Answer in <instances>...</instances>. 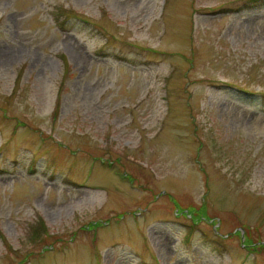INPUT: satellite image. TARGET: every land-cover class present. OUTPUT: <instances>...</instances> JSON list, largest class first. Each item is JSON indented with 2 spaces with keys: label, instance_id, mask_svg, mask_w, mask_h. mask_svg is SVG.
<instances>
[{
  "label": "rangeland",
  "instance_id": "rangeland-1",
  "mask_svg": "<svg viewBox=\"0 0 264 264\" xmlns=\"http://www.w3.org/2000/svg\"><path fill=\"white\" fill-rule=\"evenodd\" d=\"M2 52L0 264H264V0H0Z\"/></svg>",
  "mask_w": 264,
  "mask_h": 264
},
{
  "label": "trees",
  "instance_id": "trees-1",
  "mask_svg": "<svg viewBox=\"0 0 264 264\" xmlns=\"http://www.w3.org/2000/svg\"><path fill=\"white\" fill-rule=\"evenodd\" d=\"M38 225H40V223ZM38 225H37V228H35L33 231L35 234L33 237L40 238V230L46 232V236H47L48 232L44 229V227H45L44 223L41 222L40 227ZM253 242L254 241H249V240L247 241V244H248L247 248L248 249L256 250L258 247L264 248V244H260L259 246H256V245H253Z\"/></svg>",
  "mask_w": 264,
  "mask_h": 264
},
{
  "label": "bare ground",
  "instance_id": "bare-ground-1",
  "mask_svg": "<svg viewBox=\"0 0 264 264\" xmlns=\"http://www.w3.org/2000/svg\"><path fill=\"white\" fill-rule=\"evenodd\" d=\"M6 54H7L6 52H2V53H0V59H1V58H6V56H7Z\"/></svg>",
  "mask_w": 264,
  "mask_h": 264
}]
</instances>
